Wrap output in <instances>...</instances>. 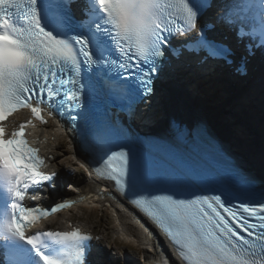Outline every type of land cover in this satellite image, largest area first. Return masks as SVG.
<instances>
[{"label": "snow or ice", "instance_id": "1", "mask_svg": "<svg viewBox=\"0 0 264 264\" xmlns=\"http://www.w3.org/2000/svg\"><path fill=\"white\" fill-rule=\"evenodd\" d=\"M257 56L264 59V0H0V122L29 109L46 123L41 105L66 120L79 167L163 231L180 264H264V175L245 169L202 121L191 126L190 146L179 118L166 122L168 139L130 127L158 80L215 64L246 74ZM31 123L10 134L0 124L9 209L0 264H96L100 238L90 233L26 234L69 206L24 204L36 199L30 189L54 187L57 177L25 136ZM208 155L214 167L197 160Z\"/></svg>", "mask_w": 264, "mask_h": 264}, {"label": "bare ground", "instance_id": "2", "mask_svg": "<svg viewBox=\"0 0 264 264\" xmlns=\"http://www.w3.org/2000/svg\"><path fill=\"white\" fill-rule=\"evenodd\" d=\"M258 58L260 59V57ZM208 80L211 81L210 78ZM209 81H201L195 85L184 72L174 79L162 81L163 93L158 96L151 111L140 117L141 125L160 132L164 130L170 117H178L183 121L204 118L212 123L210 125L226 144H230L239 151L240 157L251 170L264 175V105L255 102V98L260 97V95L249 91L246 93L247 100L240 95L232 94L229 79H226L224 86H217L218 89L215 92L213 86L208 87ZM238 92L240 93V91ZM212 94L216 97L217 103L210 108H205L202 104V98ZM251 109H254V112ZM222 114L227 116V123L219 122L218 117ZM231 126H239L240 131L237 134L232 133ZM38 136L41 145L56 148V150L49 152V154H54L57 157L55 161H51L50 166L52 168L62 172L60 165L68 163L70 166H76L78 164L59 149L64 139L55 125L42 128L39 130ZM61 160L63 163H60ZM72 182L77 187V192L92 189L95 183L87 176ZM115 208V212L107 206H97L91 210L97 214H99V210L105 211L107 214L114 215V218L115 213L120 216L121 223H116L113 229L114 234L117 235L114 244L119 249L125 246L141 256V259H138L133 254H127L123 264H152L153 254L148 248L150 245L155 246L156 253L157 250H163L169 257L175 259L170 244L148 220L130 210L126 204ZM87 209L90 208H85V210ZM108 250L109 248L104 250L106 255L103 254V250L100 253L103 257L105 256L106 260H109L106 261L108 264H117L114 260L115 256H111ZM117 253L123 256L120 251Z\"/></svg>", "mask_w": 264, "mask_h": 264}, {"label": "rangeland", "instance_id": "3", "mask_svg": "<svg viewBox=\"0 0 264 264\" xmlns=\"http://www.w3.org/2000/svg\"><path fill=\"white\" fill-rule=\"evenodd\" d=\"M60 149L63 151V154H65L69 159H72L73 155L71 154V150L65 141H62V146ZM72 160L75 161L74 159ZM64 167H67V164H65ZM73 168H76L78 170V175L75 177V179L85 178L86 175L83 169L79 167V165ZM71 214L76 218L92 224L97 230L101 231L107 237L109 245L111 247V253L113 256H115L118 264L124 263V259H126L127 254H133L137 256L138 259H141V256L136 251L130 250L125 246L119 249L114 244L116 238V235L113 232V227L115 226L113 224L114 221L112 220V216L107 215L105 211H100L99 214H96L85 209H80L79 211L72 212ZM119 251L123 254V256L117 253Z\"/></svg>", "mask_w": 264, "mask_h": 264}]
</instances>
